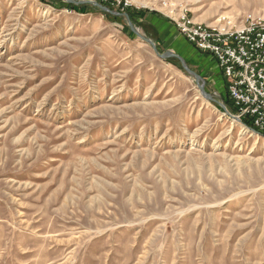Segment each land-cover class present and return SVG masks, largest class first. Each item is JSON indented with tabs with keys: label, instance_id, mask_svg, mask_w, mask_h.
Wrapping results in <instances>:
<instances>
[{
	"label": "rangeland",
	"instance_id": "374dc122",
	"mask_svg": "<svg viewBox=\"0 0 264 264\" xmlns=\"http://www.w3.org/2000/svg\"><path fill=\"white\" fill-rule=\"evenodd\" d=\"M129 2L0 0V264H264V136L149 18L264 0Z\"/></svg>",
	"mask_w": 264,
	"mask_h": 264
},
{
	"label": "built area",
	"instance_id": "2783aa9c",
	"mask_svg": "<svg viewBox=\"0 0 264 264\" xmlns=\"http://www.w3.org/2000/svg\"><path fill=\"white\" fill-rule=\"evenodd\" d=\"M102 1L122 9L131 5L129 0ZM174 23L189 43L216 60L233 102L230 116L264 136V13L221 15L208 23L197 22L183 10ZM243 120H250L252 127Z\"/></svg>",
	"mask_w": 264,
	"mask_h": 264
},
{
	"label": "crops",
	"instance_id": "0c3cea01",
	"mask_svg": "<svg viewBox=\"0 0 264 264\" xmlns=\"http://www.w3.org/2000/svg\"><path fill=\"white\" fill-rule=\"evenodd\" d=\"M157 15V14H156ZM148 17V15H147ZM152 17V18H151ZM151 18L152 23L155 25V29L158 33V35L162 38L163 42L167 39H169L171 36L174 37L176 40V43L174 44V49L177 50L179 53L182 51L189 52L196 61L199 62V68L202 70L203 75L207 77L208 81H213L216 79L217 71L215 72L213 70V65L217 62L214 59L213 61L211 59H208L204 54H202L199 50H197L192 44H190L187 41H182L185 37L180 34L178 29L176 28L175 23L170 22L169 20H159L162 18H157L155 16H149ZM179 32V33H178ZM184 38H183V37ZM187 54V53H186Z\"/></svg>",
	"mask_w": 264,
	"mask_h": 264
},
{
	"label": "water",
	"instance_id": "95a60500",
	"mask_svg": "<svg viewBox=\"0 0 264 264\" xmlns=\"http://www.w3.org/2000/svg\"><path fill=\"white\" fill-rule=\"evenodd\" d=\"M69 1H71V2H73V3H76V4H86V3H91V4H93V5H95V6H97V7H99L101 10H104V11H110L108 8H106L103 4H101V3H99V2H97V1H93V0H81V1H75V0H69ZM113 14H121V13H119V12H115V11H111ZM125 16L128 18V20H129V24H130V27L132 28V30L137 34V35H139L142 39H144V40H146L147 42H149V43H151L153 46H154V48H155V50L157 51V47H156V45H155V43L151 40V39H149V38H146V37H144L142 34H140L136 29H135V27L133 26V24H132V22H131V20H130V16H129V14H127V13H125ZM157 53L159 54V56H161L162 58H167V57H177L178 59H180L181 60V62L183 63V66H184V68H185V70L189 73V74H191V75H193L195 78H196V81L198 82V85H199V89L201 90V93L204 95V97H206L208 100H214L215 101V94L213 95V94H210V93H208V92H206V89H205V87H204V80H203V78L199 75V74H197L196 72H194L193 70H191V69H189V67L187 66V64L185 63V61L183 60V58L181 57V56H179L178 54H176V53H174L173 51H167L166 53H164V54H160L158 51H157ZM221 106H222V108L227 112V113H229L230 114V112H229V110L227 109V107H226V105L225 104H221ZM238 122H241V120L240 119H236Z\"/></svg>",
	"mask_w": 264,
	"mask_h": 264
},
{
	"label": "trees",
	"instance_id": "16d2710c",
	"mask_svg": "<svg viewBox=\"0 0 264 264\" xmlns=\"http://www.w3.org/2000/svg\"><path fill=\"white\" fill-rule=\"evenodd\" d=\"M98 1H100L102 4H105L106 6H108L110 9H111V11H113V9H115V6H113V5H111V4H107V3H104L102 0H98ZM70 7H72V8H78L80 11H89L91 8H93V9H97L95 6H93V5H91V4H83V5H71ZM118 8H120V9H122V6L121 7H118ZM125 10H127L128 12H129V10L131 9V8H129V7H126V8H124ZM111 11H109V12H102L103 14H105V15H109V14H111L112 15V12ZM130 15H131V13H130ZM132 17V16H131ZM229 104H230V107L231 108H233V102H232V100L230 99V97H229ZM233 111H235V110H233ZM243 122L245 123V124H247L248 126H251L252 127V124H251V122H250V120H243Z\"/></svg>",
	"mask_w": 264,
	"mask_h": 264
},
{
	"label": "bare ground",
	"instance_id": "6f19581e",
	"mask_svg": "<svg viewBox=\"0 0 264 264\" xmlns=\"http://www.w3.org/2000/svg\"><path fill=\"white\" fill-rule=\"evenodd\" d=\"M235 121H236V120H235ZM240 129H241L240 131H241L242 133L250 132V133H252V134L258 135L257 133H255L254 131L248 129V128L245 127L244 125H241V128H240ZM258 136H259V135H258Z\"/></svg>",
	"mask_w": 264,
	"mask_h": 264
}]
</instances>
